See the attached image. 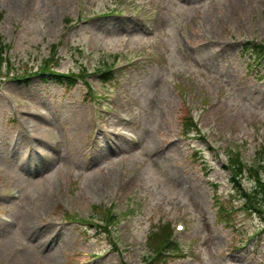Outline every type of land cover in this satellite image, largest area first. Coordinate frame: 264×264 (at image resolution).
<instances>
[{"label":"rangeland","instance_id":"obj_1","mask_svg":"<svg viewBox=\"0 0 264 264\" xmlns=\"http://www.w3.org/2000/svg\"><path fill=\"white\" fill-rule=\"evenodd\" d=\"M249 42L264 0H0V264H264Z\"/></svg>","mask_w":264,"mask_h":264},{"label":"trees","instance_id":"obj_2","mask_svg":"<svg viewBox=\"0 0 264 264\" xmlns=\"http://www.w3.org/2000/svg\"><path fill=\"white\" fill-rule=\"evenodd\" d=\"M254 46V47H253ZM253 46L252 45H250V44H245V46H243L244 48L246 47H251V48H253V50L252 51H254V52H258V53H260L261 52V50L262 49H260L259 48V46H256V45H254L253 44ZM58 80H59V78H57ZM190 119V121L192 122V119L191 118H189ZM186 126H189V125H187L186 124ZM185 127V126H184ZM237 162V165H239V162H238V160L236 161ZM230 178H232V181H233V185L241 192V194H242V196L244 197V201H243V206L244 207H247V208H253V209H255V210H259V211H262L261 210V206L259 205V203H257L258 202V200H253L251 197H250V194L249 193H247L244 189H241V187H240V183L238 182V180H237V178L234 176V174L231 172V176H230ZM235 178H236V180H235ZM259 186H261L262 187V191L264 192V183H262V184H259ZM254 195H256V196H258V194H256V193H254ZM262 195V194H261ZM264 196V195H263ZM259 197V196H258ZM253 198H254V196H253ZM259 199V198H258ZM220 207V209H221V212H223L224 210V207L222 206V205H220L219 206ZM165 225V224H164ZM162 226V228L158 231V232H156L153 236H151V238H150V240L152 241V242H154V244H156L159 240H160V238H159V236L160 237H164L165 235L164 234H166V225L165 226ZM168 230V229H167ZM162 235V236H161ZM157 238H159V240H156ZM150 241V242H151ZM169 242L167 241V244H168Z\"/></svg>","mask_w":264,"mask_h":264}]
</instances>
